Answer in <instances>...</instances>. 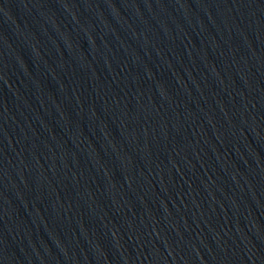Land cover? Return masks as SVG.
Instances as JSON below:
<instances>
[{
	"label": "water",
	"instance_id": "obj_1",
	"mask_svg": "<svg viewBox=\"0 0 264 264\" xmlns=\"http://www.w3.org/2000/svg\"><path fill=\"white\" fill-rule=\"evenodd\" d=\"M0 264H264V0H0Z\"/></svg>",
	"mask_w": 264,
	"mask_h": 264
}]
</instances>
